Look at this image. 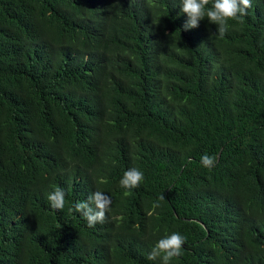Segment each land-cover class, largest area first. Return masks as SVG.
Wrapping results in <instances>:
<instances>
[{"label":"trees","instance_id":"trees-1","mask_svg":"<svg viewBox=\"0 0 264 264\" xmlns=\"http://www.w3.org/2000/svg\"><path fill=\"white\" fill-rule=\"evenodd\" d=\"M0 264H264V0H0Z\"/></svg>","mask_w":264,"mask_h":264}]
</instances>
